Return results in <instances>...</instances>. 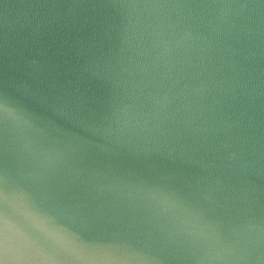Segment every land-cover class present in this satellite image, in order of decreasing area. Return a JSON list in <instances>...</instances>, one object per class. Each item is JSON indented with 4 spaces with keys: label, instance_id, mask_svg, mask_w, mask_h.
Segmentation results:
<instances>
[{
    "label": "clouds",
    "instance_id": "1",
    "mask_svg": "<svg viewBox=\"0 0 264 264\" xmlns=\"http://www.w3.org/2000/svg\"><path fill=\"white\" fill-rule=\"evenodd\" d=\"M0 264H264V0L0 4Z\"/></svg>",
    "mask_w": 264,
    "mask_h": 264
},
{
    "label": "water",
    "instance_id": "2",
    "mask_svg": "<svg viewBox=\"0 0 264 264\" xmlns=\"http://www.w3.org/2000/svg\"><path fill=\"white\" fill-rule=\"evenodd\" d=\"M7 0H0V4L6 3Z\"/></svg>",
    "mask_w": 264,
    "mask_h": 264
}]
</instances>
